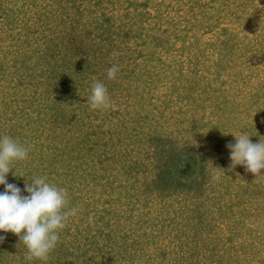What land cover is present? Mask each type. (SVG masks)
Wrapping results in <instances>:
<instances>
[{
  "label": "trees",
  "instance_id": "1",
  "mask_svg": "<svg viewBox=\"0 0 264 264\" xmlns=\"http://www.w3.org/2000/svg\"><path fill=\"white\" fill-rule=\"evenodd\" d=\"M150 1L42 0V3L40 0H0V18L5 19V23L0 22V32L3 34L8 30L5 37L15 41L7 44L10 48H0V80L10 76L6 64L16 66L21 63L20 68L27 74L20 76L14 89L27 82L30 88L13 93L12 103L3 99L10 91L3 96L0 94V111L8 112L22 103L19 111L18 106L13 110L14 116L7 119L6 124H0V136L7 135L30 146L28 158L13 163L8 182L15 183L24 195H28L23 192L25 185L33 183L34 178L45 177L49 183L67 189L69 203L66 210L75 208L77 215V212L81 213L78 210L91 207L87 214L83 213L87 218L83 220L87 222L84 228H80L75 218L71 219L72 215L68 217L66 226L60 230V240L46 261H26L28 249L20 239L23 231L17 235L0 230V236L4 237L0 240V264H264L262 230H258L255 241L249 239V243L243 236L241 240L238 237L240 246L235 244L237 238L232 232L228 241L218 234L219 220L226 216H218L214 208L247 212L245 201H236L232 196H218L219 199L214 200V182L224 176H228V181L231 177L236 180L238 177L233 170L225 167L222 160L220 164H214L209 150L184 138L180 132L176 134L169 130L163 123L151 132H134L127 128L130 120H151L150 114L144 118L141 114L136 120L126 118L128 107L140 102L136 97L143 99L141 105L147 109L144 99L154 97L152 92L166 73L163 68L154 69V64L142 73L139 71L138 74L152 77L145 82L148 83L147 95H140L137 84L131 94L133 84L128 79L136 73L137 59L148 57V61H164L162 52L178 50L194 63L190 67L194 77L201 71L212 75L203 76L206 89L202 86L203 81H191L187 94L179 101H186L187 105L197 109L201 105L198 98L208 90V99L211 103L214 100L215 107L220 110L223 109L222 102L227 104L232 99L229 98L232 92L234 96L247 93L253 99L244 103L248 115H253L251 110L259 114L254 113L255 120L247 121L243 128L257 131L253 133V143L264 142L261 135L264 130L259 123V116L264 113V98L240 86L242 81L259 76L264 69V26H259L264 22V15L258 24L253 22L254 13L249 12L252 16H247V11L259 0H239L236 9L224 3L219 15L210 21L212 17L202 10L189 18L190 26L189 23L183 25L181 19L161 14L156 16L159 23L156 27L148 25ZM206 1L191 0L190 10L196 6L200 10L209 9L211 2H215ZM260 1L264 6V0ZM241 9L246 15L239 14ZM198 14L203 16L201 24H197ZM227 19L239 22L240 29L244 27L243 38L227 24ZM35 26L37 29H33ZM57 26L60 29L54 30ZM39 28L42 31L34 40L20 39L25 45L31 43L30 53L39 59L35 66H46L44 70L49 75L41 67V72L35 69L33 73L29 72L35 64L30 62L33 55L20 49L14 33L24 29H33L36 33ZM203 28L218 33L213 42H202L199 31ZM190 31L196 48L203 45L200 51L192 47ZM1 36L0 40L6 42L7 39ZM178 42L182 43L179 47ZM207 47L214 49L213 73L205 64L211 59ZM11 53L21 58L11 59ZM113 64L119 65L120 70L116 79H108V69ZM180 71V79L190 81L188 73ZM35 74L38 83L32 82L31 77H36ZM97 81L106 85L114 108L90 107L88 97ZM51 97L54 103L48 104ZM23 101L27 103L23 104ZM178 102L172 97L162 101L160 104L164 109L159 120L166 119L164 112L173 110ZM241 106L243 104L237 106L236 113L243 112ZM77 112L72 120L71 113ZM20 113L24 114L18 118ZM188 113L190 108L181 107L175 115L182 114L181 118L188 119L191 124L190 130L199 133L207 122L201 125L200 117ZM169 119L166 122H170ZM182 121L185 120H178L179 123ZM75 125L80 131L76 139L70 134ZM66 136H70V141L76 140L77 146L69 149L65 145L64 150H59L57 145L58 149L50 146L60 138L66 141ZM70 141L66 143L70 144ZM136 143L140 145L136 146ZM246 179L247 185L243 189L249 195L244 200L248 198L247 201L258 202L257 206L264 208V180L252 176ZM0 190L4 191L3 185ZM85 190L86 194L83 193ZM173 200L179 204L176 206ZM250 247L256 248L255 252H250Z\"/></svg>",
  "mask_w": 264,
  "mask_h": 264
},
{
  "label": "rangeland",
  "instance_id": "2",
  "mask_svg": "<svg viewBox=\"0 0 264 264\" xmlns=\"http://www.w3.org/2000/svg\"><path fill=\"white\" fill-rule=\"evenodd\" d=\"M15 1L16 0H14V2ZM24 1L29 2L31 0H22V2H24ZM207 1H211V0H207ZM40 2H42V0H40ZM47 2H45V3H47ZM224 3H228V4H230V7H232V8L234 7V9H236L235 7H238L236 5L239 3V0H225V2H224V0H215V2H211V4H210L211 8H209V9L206 8V9H201V10L198 6H196L194 9L190 10L191 0H151L149 2V6H147L148 7L147 10H149V13L147 16L149 18L148 25L150 27H156V25L159 24V23H157L156 16H160L161 14H164L166 17L172 16V18L175 17L176 19H181V21L183 22V25H185V24L187 25L189 23V20H190L189 18L193 17L194 14H197L202 10H206L207 11L206 15L209 14L210 17H212L211 19L209 18V21H210V20L214 19V16L217 17L219 15L218 13H219L221 7L224 5ZM68 7H69V5H68ZM263 10H264V6L262 5L261 1L260 0L256 1L252 5V9L247 11V16H252V15L248 14L249 12L254 13V15H253L254 21L253 22H256L258 24L257 21H259L260 18H263V15H264ZM242 13H243V9H241L239 11V14H242ZM56 14H58V13H56ZM60 14H61V12H59V15H57L56 17L59 18ZM243 14L246 15V13H243ZM20 16H22V15L20 14ZM197 17H199L197 24H199V23L201 24V21L203 20V18H202L203 16L198 14ZM117 18H118V16H117ZM234 20H235V17H234ZM39 21H41V20L39 19ZM227 21H228L227 24L230 25L231 28L238 31V34L240 35V37H242L244 35V32H245L244 27L240 29L239 22L232 21L231 19H227L226 22ZM0 22L5 23V19L3 17H1ZM35 23H39V22L35 21ZM55 23L57 24L59 22L56 21ZM119 23H120V20L117 21V24H119ZM190 25L191 24L189 23V26ZM259 26L263 27L264 22L259 23ZM164 28H166L165 25L163 26V30H164ZM33 29H37L36 26L33 27ZM33 29H29V30L24 29L21 31H15L14 33L16 34V36L19 39V40L17 39V41L20 44V49L21 48L26 49V50H24L25 54H28L30 56L33 55L32 56L33 59L30 58L31 59L30 62L35 63L39 59H38V57H36V55H34V53L33 54L30 53L29 47H32L31 43L29 45L26 43V45H25V44H23L24 40L20 39V38H23V39L29 38L30 40H34L35 37L37 36V34L42 31V28H39L40 31H37L36 33L32 32V31H34ZM59 29H60V26H57V28H55L54 30H59ZM201 30L199 31V35H202V40H203L202 42L211 43V42H213L215 35L218 34V33H215L214 31H209V30L204 29V28ZM248 30H249V28H248ZM161 33H162V31H161ZM249 33H250V30H249ZM7 34H9L8 30H5L3 34H1V32H0V38L2 37L1 35H3L5 37V36H7ZM192 34H193V32L190 31L189 36H191V42H193L192 47L195 50L196 49L199 50L203 45L200 44V46H198L196 48V44H194L195 42L193 41L195 39H192ZM250 35L252 36L251 33H250ZM10 38H6L7 39L6 42H2L0 40V46H1L0 48H2V47L7 48V47H9L7 44H11V43L15 42V41L13 42ZM132 43L134 44V46H137V44L135 42H132ZM180 44H182V43L178 42L177 46L178 47L181 46ZM205 49H206V52L209 53V56L211 58L210 60L208 59V61L205 64L207 65L206 67H209L211 69V72L213 73L211 63H213L214 59H215V56L213 55L214 49L213 48L211 49V47H207ZM180 50H181V48H180ZM4 51H7V50H4ZM0 52H2V51H0ZM17 55L18 54L11 53L9 57L11 59L21 58V57H18ZM162 58L164 59V61H158V60L156 61L155 59H152L154 61H152V60L148 61V57L147 58L142 57L140 59H137L138 62L136 63V66L134 68L136 70V73H134V75L131 77V80L128 79V81L133 84V86L131 88V94H132V92H135L134 88L137 84L140 87L139 88V91L141 92L140 95H142V94H143V96L147 95L148 83H145V82L147 81V79L148 80L152 79V77L150 76V78H149L148 75L143 76L142 74H138L139 71L143 72L144 69L146 70V68H149V67L151 68V66H153V64H154V66H155L154 69L159 70V69L163 68V69H165L166 73L163 75L164 78L161 81V83L159 84V86H157L156 89L153 90L152 94L154 97L144 99V104L147 107L146 110L141 105L143 99L140 96L136 97L138 99L137 101H140L139 103L137 102L136 105H132L131 107H128L126 105V108L127 107L129 108V112L126 109V111L128 112L126 114V118L128 117V118L136 120V119L141 117V114L143 115V118L145 117V115L150 114L151 120L146 119L145 122H137V121L130 120L129 122H131V124H129L127 128H131V129L135 130L134 132H136V131H138V132L139 131L151 132V131H154L156 128H159V125L161 123H163L166 126L168 125L169 130H173L176 134H179L178 132H180V135L184 136V138L195 141L196 143H200L203 147H205L207 150H209L211 152L210 156L213 159L214 164H220L221 160L223 162H225V163H223L225 165V167L229 166V168H231L233 170V172L237 175L238 178L236 180H234L233 177H231L229 179L230 182L228 181V176H224L223 178H218L216 180V182H214V200H215V198L218 200L219 199L218 196H227V197L232 196L234 198V200H236V201L237 200L245 201V203H246L245 208H246L247 212L245 214L244 210H218L217 208H214V211L216 214H218V216H221V215L226 216L225 218L219 220L220 225H218L219 226L218 234L221 235V237H223L225 239V241H228L234 235L235 238H237L236 239L237 241L235 242V244H237L238 246H240V244H238V243H239V240H241V238H240L241 236H243V238H245V240L247 242L249 239L254 240L255 239L254 235L256 234V232L258 230L259 231L262 230L264 232V208L257 206L258 202L254 201V204H252L250 201H247L248 198H247V200H244V198L247 197L249 194L245 193L243 186L247 185V179H246L247 177H249V176L256 177V180L260 181V180H264V175L255 176V174H253L249 171H246L245 166H243V165H236L235 167H233L231 159H230V151L231 150L227 147V144L230 142L235 143L236 142L235 135L240 136L241 134L249 135L250 136L249 138L252 141L253 133H255L257 131L256 130L254 131L253 129L248 131V130L243 128V125L245 123H247V121L248 122L254 121L255 120L254 117L256 115H258L259 112L251 110L253 112V115H251V116L248 115V111H247L248 109L246 108L247 107L246 105L244 106V103H247V100L250 98L249 97L250 95L247 93L245 95L244 92H240L239 94H236V96H234L233 95L234 92H232L231 96H229V98H232V99L229 102H227V104L222 102L221 106H223V109H220V110L218 107H215L216 105L214 104V100L211 103L210 100L208 99V94H206L208 90H204V92L201 93V98H198L199 99L198 102H201V105L199 106L200 108L197 107L198 110L195 109L196 107L194 108V106L187 105L186 101L185 102L179 101L182 97H184L187 94V91L189 90L188 88L190 86L191 81H193L194 83H196V82L201 83L203 81L202 86L204 85V87L206 89V86H205L206 81L203 80V76L204 75L212 76V75L209 72H205V71L202 72L201 71V74L199 73L198 76L194 77L195 73L193 72V70L190 69V67L194 63L189 61L188 55H182L181 51L175 50V51H172L170 53H165V52L163 53L162 52ZM21 65H22L21 63L16 64V66H10L9 64H6V66H8V68H9L8 73L10 76L5 78V79L0 80V91H1L0 94H1V96H3L6 91H10V93L6 92L7 95L3 96V99L6 100L8 103H12L11 100L13 98V93H15L16 91H18V90L22 91L24 89H30L28 82L25 84V86L24 85L19 86L18 89H14V86L20 82L19 81V80H21L20 78L25 73L27 74L26 70H24L23 68H20ZM35 65H36V63L32 64L33 69H31L29 71L30 73H33L34 69L36 72H41V68H43V71L45 72V74L49 75V73L44 70V67L46 68V66L39 64L41 68L40 67L38 68ZM181 69L183 70V74H184V72L188 73L187 76L191 77L190 81H185V80L180 79L179 71ZM35 75H36V77H33L34 75H32V77H31L32 82L38 83L37 74H35ZM181 77H182V75H181ZM182 78H184V77H182ZM27 81H28V79H27ZM175 82H176V85H174ZM263 83H264V69L261 71L259 76H255L252 79L246 80V82L242 81L240 83V86L243 89H245V91L249 92V89H250L251 92H253V93H259L258 97L264 98V85H262ZM41 89H42V87H41ZM118 94H119V96H121L120 93H118ZM171 97L173 99H175V101H177V102L179 101V102L175 103V104L173 103L174 104L173 110L169 109V110H166L164 112L165 114H167L166 119L171 118V119H169L170 122H166V119L159 120V116L161 115V110L164 109V107L160 103L162 101H164L165 99H169ZM123 100L125 101L126 99H123ZM251 100H253V99H251ZM47 101H48V104H52L53 97H51V99L47 100ZM25 103H27V102L23 101V104H25ZM242 104H243V106H241V109H243V112L240 111L239 113H236L237 106L242 105ZM21 105H22V103H19L18 105L14 106L11 109L12 111L11 110L8 112L0 111V124H3V123L6 124L7 119L14 116L15 111H13V110H15L18 106L17 109L19 111L21 108ZM3 106L5 107L4 103H3ZM181 107H183L184 109H187V110L190 108V113H188V114L193 115L195 113L196 116L200 117V119H201L200 124L201 125L204 124L205 122H207L206 127L201 129V131H199V133H196L193 130H190L191 124L187 121L188 119L181 118L182 114L181 115H175V114L180 112ZM142 108L144 111L142 110ZM245 109H246V112L244 111ZM173 112H174V116H172ZM78 113L79 112L71 113V116L73 115L71 117V119L73 120V118L75 117V114H78ZM254 113L256 115H254ZM23 114L24 113H20L18 118H21V116ZM37 115H38V112L36 114H34V117H36ZM138 115H140V116L138 117ZM259 118H260L259 123L264 130V113H262L259 116ZM178 120H185V121H182L181 123H179ZM26 121L27 120H25V122ZM117 124H118V122L115 123V126ZM224 128H229V129L224 130ZM252 130H253V132H252ZM70 134L74 136V139H76V136H78L80 134L79 126L75 125L73 127V132H70ZM261 135L264 138V131ZM68 139H70V136L65 137V140L69 142L70 140H68ZM66 141H64L60 138V140L56 141L57 143H50V146L56 147V145H57L59 150L66 149L65 145H68L69 149H72L73 145L77 146L76 140L70 141L71 142L70 144L66 143ZM135 145L139 146L140 144L136 143ZM51 155L52 154L50 153L49 156H51ZM59 161H61V160H59ZM241 168H244V170L242 169L243 171H241ZM263 173H264V169H261V174H263ZM240 174H241V177L239 176ZM243 175H245V177H243ZM252 190H256V187H252ZM227 191H229L228 194H227ZM86 192H87V190H85L83 193L86 194ZM89 195H91V193ZM173 202L176 203V206H177V204H179L177 202V200H173ZM174 208L175 207L172 206V210H175ZM90 209H91V207L88 208L86 206L83 208V210H78L81 213L77 212V215H72L71 219L75 218L76 223L80 224V228H84L87 225V222H83V220L85 221V219H87V218H86V216L83 215V213L87 214ZM156 209L157 208H152V210H156ZM237 231H239V233ZM250 231H252V233ZM231 232L233 234L231 237H229L231 235ZM250 234H252V235H250ZM238 237L240 238L239 240H238ZM249 242H250V240H249ZM231 243H233V242H231ZM228 244L229 243L227 242L226 245H228ZM250 248H251L249 250L250 252H255L256 248L255 249L252 247H250ZM252 250H254V251H252ZM254 263H256V262H254Z\"/></svg>",
  "mask_w": 264,
  "mask_h": 264
},
{
  "label": "clouds",
  "instance_id": "3",
  "mask_svg": "<svg viewBox=\"0 0 264 264\" xmlns=\"http://www.w3.org/2000/svg\"><path fill=\"white\" fill-rule=\"evenodd\" d=\"M119 65L108 69V79H116ZM92 109L115 107L110 101L108 89L103 82H95L88 97ZM235 143H228L232 166L243 165L246 171L261 176L264 169V142L253 143L250 136H236ZM30 146H25L10 136H0V230L20 235L28 253L26 261L40 259L46 261L60 240V230L66 226L70 215L77 209L66 210L69 203L68 191L45 177L34 178L26 184L23 192L15 183L8 182V173L13 163L26 160ZM13 175H16L15 172ZM4 237L0 236V240Z\"/></svg>",
  "mask_w": 264,
  "mask_h": 264
}]
</instances>
